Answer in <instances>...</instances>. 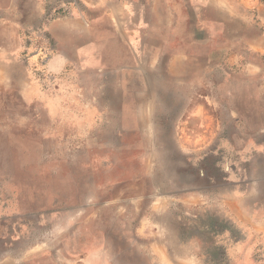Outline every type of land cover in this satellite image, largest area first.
Masks as SVG:
<instances>
[{"label": "rangeland", "instance_id": "obj_1", "mask_svg": "<svg viewBox=\"0 0 264 264\" xmlns=\"http://www.w3.org/2000/svg\"><path fill=\"white\" fill-rule=\"evenodd\" d=\"M64 1L0 0V264H264V0L180 58Z\"/></svg>", "mask_w": 264, "mask_h": 264}, {"label": "crops", "instance_id": "obj_2", "mask_svg": "<svg viewBox=\"0 0 264 264\" xmlns=\"http://www.w3.org/2000/svg\"><path fill=\"white\" fill-rule=\"evenodd\" d=\"M215 0H75L57 3V7H69L71 25L77 26L78 31L72 30L64 33L59 25L68 23L60 20L52 25L50 33L56 40L64 39L76 46L87 43L88 48L98 49L100 42L117 41L119 47L134 49L139 47L138 42L143 40L164 41L166 47L178 50L173 58L184 57L192 42L198 45H207V34L212 38L215 33V23L209 22L206 15V8L213 6ZM76 7H75V4ZM263 23H264V12ZM249 17V12L247 11ZM221 17V15H220ZM223 17V16H222ZM227 17V16H225ZM82 20H81V19ZM90 22L93 25H101L104 28L109 26L112 32L106 34L103 29L99 35L102 39L95 38V27L86 29L83 33V22ZM249 23V20L247 18ZM226 22V21H225ZM253 25V24H252ZM81 31V32H80ZM67 38V39H65ZM97 39V40H95ZM213 41V39H211ZM253 40L250 42V50L255 49ZM207 47V46H206ZM222 46L218 48L222 52ZM230 48V47H228ZM227 52V51H226ZM60 58H57L56 65H61ZM176 62V61H175ZM174 62V63H175ZM62 63H65L62 62Z\"/></svg>", "mask_w": 264, "mask_h": 264}]
</instances>
